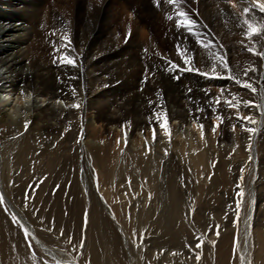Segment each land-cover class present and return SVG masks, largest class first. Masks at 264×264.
Wrapping results in <instances>:
<instances>
[{
    "label": "bare ground",
    "instance_id": "obj_1",
    "mask_svg": "<svg viewBox=\"0 0 264 264\" xmlns=\"http://www.w3.org/2000/svg\"><path fill=\"white\" fill-rule=\"evenodd\" d=\"M48 1L0 0V195L4 197V203L9 209L12 195L15 199L18 198V189L10 188V177L4 172L3 164L8 163L7 159L11 161V157L7 158L10 150L17 169L23 168V176L19 178L21 182L23 178L28 177L30 168L36 169L33 175L24 179L22 187L31 189L32 196L45 204L40 214H65L63 203L66 198L71 202L67 210L68 214H73L72 222H75L76 226L74 229L81 228L80 214H91L87 241L93 264H180L179 261L174 262L172 253L182 241L187 242V235L192 232L190 229L186 230L181 215L184 214L181 206L187 185L181 182V179L186 177L188 180V173L193 168L199 178L192 189L189 188L193 190V197L199 200L212 193L218 197L217 188H229L231 182L225 168V136L234 134L236 130L245 137L244 135L249 133L243 130L242 124L245 127L259 128L263 124L251 125L237 120L236 109L231 112L227 107L219 106L218 112L224 120L221 124L219 143L215 146L214 139L209 140L206 135L201 139V129L198 127V123H203L204 133H211L209 120L213 119V113L210 110L199 113L201 120L193 123V117L189 115V109L195 112L197 106L193 102L207 108V101L211 97L210 86L218 85V88L226 89L224 93L230 99V93L238 95L241 99V115H251L258 122H264V116L258 110L244 108L242 104L244 99L253 103H264V60L248 53L245 47L242 48L238 40L240 33L235 29L244 26L243 20L246 17L243 15V9L249 6L250 0H241L236 6L237 10L230 7L228 0H201V16L191 18L200 25L208 26H201L197 30L206 33L202 39L212 40L213 52L226 51L228 59L239 55L238 58L249 63L246 68H242L245 64L243 61V66L239 67L240 63L236 66L233 60L234 63L229 65L234 72L246 78L243 77L245 69L250 66L257 69L255 73H249L256 81L254 86L257 87V92L252 95H255L257 100L250 98L251 92L247 89L240 88L230 80L207 79L195 72H167V64L151 69L155 78L145 82V85L142 84L144 86L141 91V86L138 85L140 77L137 80L136 76L143 68V63L136 53L142 46L136 42L135 34L127 48L116 50L115 42L112 43L114 37L109 35L114 19L110 2L105 8L100 7L92 12L86 0H67L68 4L72 2L77 5L75 46L81 51L78 53L81 57L77 55L79 57L76 58L74 52L70 54L76 59L77 67L61 65L58 61L54 63V56L59 53L50 54L49 61L52 63H48L49 51L44 49L43 39L39 36L42 32L41 25H49L57 15L52 8L45 9ZM57 1L55 5L61 8L64 0ZM140 1L145 8L142 14L156 29L161 19L159 20L158 9L150 5L155 0ZM68 9L73 11L71 7ZM253 16L257 23L264 21V14L253 10L247 18L253 19ZM66 18L69 19L67 14ZM243 29L246 31V28ZM172 33V42H183V30H174ZM215 33L223 38L224 45ZM142 36L144 37V34ZM253 43L258 50H264V34L253 37L252 41L248 40L244 45L252 46ZM118 44L120 45L117 42ZM79 45L82 47L78 48ZM187 47L189 54L194 57L196 67L210 69L208 51L200 48L193 37H188ZM249 60H253L252 64ZM176 75L180 76L179 80L174 78ZM95 82H98L97 89L92 87L94 85L90 86ZM73 87L77 91L75 98L71 96ZM188 89H191V92ZM21 90L27 99L20 95ZM58 100L63 101V107L60 106L61 103H57ZM75 102L80 103L79 109L66 107ZM161 105L167 110L170 118L171 140L169 141L156 126V141L153 143L149 117L154 109L160 110L158 106ZM112 108L114 110L111 111ZM90 111L94 112L89 115ZM205 115L208 119H204ZM26 121L31 122L27 131L24 128ZM233 124L236 125L234 131ZM189 128L198 131L199 137L192 134ZM103 135L106 136L104 139ZM262 137L264 139V131ZM262 146L261 152L254 153L257 166L264 165V140ZM260 158L263 159L261 163ZM262 174L264 175V169ZM19 180L17 178V184ZM206 182H210V188H205ZM258 200L263 202L262 197ZM52 201L51 211H45L46 204ZM255 208L256 199L253 197L248 214L251 218L248 217L246 222L244 248H240L243 253H239L243 254L244 264H251L253 253L256 264H264V207L262 204L258 207L260 214H257L256 220L253 218ZM1 209L2 207L0 264H42L28 254L30 251H26L28 246L25 247L21 233L17 227H13ZM101 214H104V217ZM13 215L17 221L20 220V225L31 231L39 248L50 259L56 263L59 261L60 264H73L61 260L56 250L54 252L49 247L53 239L48 234L35 233L33 226L28 223L25 225L19 214ZM56 221L60 227L64 219L59 215ZM65 227L71 226H62V229ZM231 232L224 233L219 240L214 236L211 238L212 243L210 246L206 245L203 250L201 264H240L237 254L233 255L234 238L232 239ZM138 234L146 236L148 240L143 239L141 243L140 236V239L137 238ZM139 243L142 245L137 247ZM54 254L58 259L51 257Z\"/></svg>",
    "mask_w": 264,
    "mask_h": 264
},
{
    "label": "rangeland",
    "instance_id": "obj_2",
    "mask_svg": "<svg viewBox=\"0 0 264 264\" xmlns=\"http://www.w3.org/2000/svg\"><path fill=\"white\" fill-rule=\"evenodd\" d=\"M215 1H217V0H215ZM66 2H67V5H69L70 3L73 5L71 6V4H70L69 6H67ZM109 2L111 4L110 6H112L111 7L112 8L111 14H112V17L114 19H113V22L111 25L113 27L109 29V31H111L112 33L109 31L108 32H109V35L111 34V36L114 37L113 38L114 40L112 43L115 42L114 46L115 45L117 46V47L115 46L117 48L116 50L120 51L122 49L127 48L128 47L127 45L130 44L131 39H133L135 37L134 36L135 34L137 35L136 36V42H138V44L140 43L139 45H141L143 48V49L138 48V51L136 53L139 56L141 63H143V64H141V65H143V68L141 67L142 69L139 70V73H137V76H136L137 80L140 77V81H139L138 85L141 86L140 87L141 91L143 90L142 86L145 85V77L146 76L148 77L146 83L153 81V78H155L154 71L152 72L151 69L166 65L163 57H167L168 59H170L176 63H179V62L182 63V61L179 60L180 57L176 54L175 43L177 44L178 41H176L174 43V42H172V40H170L171 34H173L172 31L174 32V30H176V28L174 26L175 25V15H176V12L182 8L184 11H187L191 17H198L199 18L202 14L201 9L199 8L200 7L199 4H200L201 0H184V3H182L178 6L177 5H169V4L165 3V0H160L159 7L156 6L155 2L154 3L151 2L150 3L151 7L153 6L156 10L157 9L159 10V11L157 10L158 15H159V20L160 19L163 20L162 22L160 20L159 24L156 26V29H154L151 26L149 19L145 18V15L142 14V12L145 8L143 7V4L141 3L140 0H86V3H88V7L92 10V12H94L93 11L94 9H100V7L105 8ZM232 2H234V4L236 3L235 5L237 6V4L241 3V0H232ZM232 2H228V4H230V7H232V4H233ZM56 3H58L57 0H49L48 4L45 7V9H47V10L48 9L51 10V8H52V10L54 12H56V14H57L56 18L49 25H47V23H43L40 27V30L42 32L40 33L39 36L41 37V39H43L42 41L44 42V45H43L45 47L44 49L47 48V51H49L48 55H47V60H48L47 62L48 63H52L49 60L51 58L52 53H56V52H54L55 50L53 48V44H51V43L59 42L57 44H60L62 42L61 36H63V35H67L71 41L69 54H72L74 52L73 54L77 58L80 56L79 54L81 53V51L78 50L77 47L75 46V39H76V35H77L76 34L77 31H76V27H75L77 25L76 24L77 5L75 3H72V2H70L68 4V1L64 0V2H62V5L64 4L65 6L64 5L63 6L67 9H68V7L69 8L71 7L73 9V11L71 9H70L71 10L70 11L69 9L68 10L65 9L63 6H61V8H60V6L55 5ZM233 9L237 10L236 7ZM66 14H67V17L71 21L69 19H68L69 20L68 21L67 18L65 19ZM168 15H172L174 17V19L172 21H169L167 19ZM72 19H74V20H72ZM172 24H174V25H172ZM135 25H136V27H135ZM159 25H160V27H159ZM170 25L173 27H171ZM157 27H159V28H157ZM136 28L138 29V31ZM243 28H246V26L244 25L242 28H235L240 33L238 40L240 41L239 43L241 44L242 48L245 47L244 44L248 43V40L244 36L245 31ZM224 32L229 33V31H224ZM129 33H130V35H129ZM143 34H144V37L142 36ZM215 35L223 43V38L218 33H215ZM168 38H169V40H168ZM115 39H117V40H115ZM230 39H232L231 35H230ZM56 40H57V42H56ZM219 40H216V41H219ZM73 42H74V44H73ZM117 42L120 43V45L119 44L117 45ZM142 43H144V44H142ZM145 43L147 45H145ZM170 43H172V44H170ZM50 45L52 46L51 48H50ZM223 45H224V43H223ZM57 46H59V45H57ZM72 46H73V48H71ZM81 47L82 46L79 45L78 48H81ZM173 47H174V49H173ZM52 49H53V51H51ZM145 49H147V52H145ZM63 51L64 50L62 49L61 52H63ZM77 55H79V56H77ZM238 56L239 55H236V57L234 56L235 59H234V57H229V59H228L229 63L233 64L234 63L233 60H235L234 64L237 66V64L240 63L239 67H241V65L244 64L245 62H244V60H241V58H238ZM252 61L249 60V62L251 64H252ZM57 65H58V63H57ZM246 65L248 66L249 63L246 62L244 64V66L242 65L243 66L242 68H246ZM150 66H153V67H150ZM147 67H149L148 68L149 70L147 69ZM97 83L98 82H95L94 84L91 83L90 86L94 85L92 87L97 89V87H98ZM142 84H144V85H142ZM117 85H119V83ZM229 86H232V85L229 84ZM106 87L108 88V86H106ZM220 90L221 89L218 88V85H211L210 90H209L211 97H215L216 95L220 94ZM225 94L226 93H224L223 96L221 97V101H222L221 104L222 105H220L221 107L224 106V108L226 107L223 104L224 97H227L228 99H230ZM254 96L255 95H252V93L250 94V98L256 99ZM60 106L63 107V103H61ZM112 110H114V109L112 108L111 111ZM229 110L231 112H233L235 109L234 110L229 109ZM92 112H94V111H90L89 115H91ZM215 123H218V121H214L212 118L209 120V124L211 127H213V125ZM98 127H99V125L97 126V129L99 130ZM260 128H261V131L259 133H257V135L256 134L255 135L248 134L247 136L244 135L245 137H242L241 134L239 133V131L235 130L233 132L234 134L230 133L232 135L227 134L225 136V140L223 141V149H224V153H225V159H227V160H225L226 161V167L225 168H226V171L228 173V178L230 179L231 182L229 184V188H224V187L217 188L216 194L218 195V197H216V195L214 196V193H212V195H210V196L206 195L199 200H196L195 196L193 197V194H192L193 190H191V189L193 187V184H195L196 181L199 180V178L197 177V174L195 172V169H193V168H191V171L189 173L187 172L188 178H189L188 180H186V177L181 179V182H185L187 184L185 189H184V192H183L184 201L182 202V206H181V209L183 210L184 214H181V215H182V218L184 220L186 230L190 229L192 231L191 234L194 237L192 238V235L188 234L187 238H186L187 242L183 243V241H182V244L175 248V250L173 252L177 253V255H172L174 262L179 261L180 264L181 263L182 264H185V263L186 264H192L193 261L196 260L195 255L197 253H199L201 258L199 261H196L195 264H201V262L203 261L202 260L203 256H204L203 250L205 249L206 245L210 246V243H212L211 238H213V236H214L215 238H217L219 240L221 238V236H223L224 233L229 234L232 231L230 235L231 236L233 235V237H232V239L234 238L233 241H235L237 237L239 240L238 245L234 247L233 255L237 254L236 256L238 257L240 264L245 263L243 254H239V253L240 252L243 253V251H241L240 248H242V247L244 248V234L246 232V226H247L246 222L248 221V217H249L248 214H250V209L252 206L253 197L256 199V208H255L254 213H253V218L255 220L257 218V214H260L258 212V207L260 206V204H262V206L264 207V189H263L264 188V175L262 174V171L264 169V165L260 164V166H257V160L254 159V153L257 154L258 152H261L263 149L262 144H263L264 139L262 137V132L264 131V123L261 125ZM189 129L192 130V134H194V135L197 134V136H198V131H196L195 129H191V128H189ZM207 134H209V135H207ZM210 134H211V136H210ZM205 135L209 137V138H207L209 140H210V138L212 140L214 139L213 140L214 144H216L215 146H217L219 143V140H220V136H221V124L217 128L216 134H213L212 132L211 133L206 132ZM105 137L106 136H104V135L102 136L103 139ZM228 137H229V139H228ZM232 137H234V140H232ZM7 145L8 144H6V147H7ZM8 151L10 152V150H8ZM9 152L7 153V158H8V156L11 157L10 158L11 161L8 159H7V161L4 160V161H6V163L8 162L7 164H3V165H5V167H4L5 171L4 172H6V176L10 177V180L8 179V181L11 182V185H12V187L10 185V188L15 189V190L18 189V192H17L18 198L15 199L14 198L15 196L12 195V199L9 203V209L7 208L5 203L0 205V208L2 207L1 210H3V213H5L6 216H8L9 222L13 225V227L14 228L17 227L18 231L21 233L22 239L24 240L25 247L28 246L27 247L28 250L26 248L25 249L27 252L30 251L28 254L30 256H32L33 258H36V260L38 262H41L42 264H45V262H46V264H57L56 261L50 259V257H48L46 255V253L42 249L39 248V246L36 242L37 240L35 239L34 235L32 236L31 231L29 232L30 234L27 237L25 236V233H24L25 227H21L20 220H18L19 223H17L16 221H14L12 219L13 214H16V213L19 214L23 218L25 225L27 223L32 225L35 233L38 234V232H39V233L48 234V236H50L53 239L52 243L54 245L53 246L51 243V245H49V247H51L54 252L56 250V252L59 254V257L61 260L65 261V262L73 263V264H93L92 257L90 256L91 254H89V251H88V241H87L88 240V238H87L88 237V231H89V220H90L91 214H87V221H88L87 225H85V214H80V218H79L80 219V225L82 224L80 226L81 227L80 230L74 229V227L76 228V226H75V222H72V219H73L72 215L73 214H68V210H67L68 209L67 207H69L68 204L71 202H69V200L67 198L64 199L65 203H63V205H64L63 209L65 211V214H40V212H42V210L44 209L45 204L43 202L37 201V199H35V197L32 196L31 189L30 190L25 189L26 186L24 188L22 187V183H23V181H25L24 179L33 175L36 172L35 171L36 169L34 170V168H30L31 171H29L28 177L23 178L22 182H21L19 180V178L20 177L22 178V176H23V172H24L23 168L17 169L15 159H14V157H12L13 155L10 154ZM262 160L263 159L260 158L259 163L263 162ZM11 167L13 169H11ZM242 168L244 169L243 173H241ZM7 170H9V171H7ZM241 175H243V177H244L243 182H242V186L244 188L245 195L243 197V204H242L239 223L234 224L235 202L238 199L237 192L239 191V189L237 188V185H238V183H241L240 182ZM11 176H12V178H11ZM17 178L19 180L18 184H17ZM186 181H188V182H186ZM204 185H205L206 189L211 187L210 182L209 183L206 182V184H204ZM189 188H191V189H189ZM261 188H262V190H261ZM8 190H9V188H8ZM26 190H27V192H26ZM55 190H57V189H55ZM29 193H30V196H28ZM258 197L259 198L262 197L263 202H260L258 200L259 199ZM52 203H53V201L50 204H46V210L45 211H47V212L49 210L51 211L50 208H52V205H53ZM86 208H88V207H86ZM261 214H263V213H261ZM59 215H61L62 219H64V222L61 224L60 227H58V223L56 221V219ZM101 215L104 217V214H101ZM105 216H106V214H105ZM41 220H43V223H41ZM262 220H263V224H264V217H262ZM254 223H256V221H254ZM66 225L71 226V227L70 228L65 227L66 229L63 228L64 229L63 235H61L60 230L62 229V226H66ZM216 225H219V229H218L220 232V235L218 236L219 238L215 235V232L217 231ZM210 226H211V230H209ZM114 227L116 228V231H118L115 224H114ZM49 228H51L52 231H48ZM69 229H71L73 231H71V230L69 231ZM78 230H79L80 234L78 233ZM68 231L70 232V234ZM65 232H67L68 234ZM141 235L138 234L137 238H139V236L141 238ZM201 235L204 237V241H205L202 249H197V250H195V252L190 251L189 248L186 247V245L190 244L194 248L195 243L198 242L196 240V237L201 236ZM70 236L72 238L71 243L67 242L68 238ZM82 237L84 238V245H83V247H80L79 245H80V241H81ZM142 237H143L144 241L148 240L146 236L142 235ZM207 239H209V240H207ZM58 240H59V242H58ZM218 240H217V242H218ZM139 244H140V246L142 245L141 243H139ZM254 248H255V246H253V249ZM236 251H237V253H236ZM54 252H51V254ZM57 255L55 256V254H54V256H51V257L58 259ZM176 256H177V258H176ZM252 256H253L252 257L253 261L251 262V264H256L255 254L253 253ZM241 258H243V261L241 260ZM182 259L185 260V262Z\"/></svg>",
    "mask_w": 264,
    "mask_h": 264
},
{
    "label": "snow or ice",
    "instance_id": "obj_3",
    "mask_svg": "<svg viewBox=\"0 0 264 264\" xmlns=\"http://www.w3.org/2000/svg\"><path fill=\"white\" fill-rule=\"evenodd\" d=\"M228 2H231V0H228ZM156 6L159 7L160 5V0H155ZM165 3L169 5H180L184 3V0H165ZM232 7L235 8L236 5L233 3ZM253 10L259 12L260 14H264V0H250L249 6L243 9V15L246 17L243 20V24L246 26V31L244 32V36L247 40L252 41L253 37H259L262 34H264V21L257 23L255 16H253V19H248L247 16L250 13H253ZM167 19L169 21H172L174 17L172 15H168ZM207 28L206 24L200 25L197 23L196 20L192 19L191 16L188 14L187 11H184L182 8L176 12L175 15V28L177 32H180L181 30L184 31V37H183V42H178L176 44V54L180 57V60L182 63H176L167 57H163L165 63L168 65V67L165 69L167 72H178V73H183V72H195L196 74L203 76L207 79H226L234 82L235 85H238L242 89H247L249 92L252 94H255L257 92V87H255L256 81L252 79V77L249 76V73H255L257 69L255 67H248L243 71V77L237 72H234L233 69L229 65V60H228V54L226 51L220 52L216 51L213 52L212 49L214 47L212 40L210 39H202V36H206V33H202L198 31L197 29L200 27ZM54 34V33H53ZM130 35V33H129ZM193 37L195 39L196 44L205 50L208 51V59L211 61V67L210 69H204L200 67H196L194 63V57L193 55L189 54V48L187 47V42H188V37ZM61 43L59 46L54 42L53 43V48L56 53H59V55L54 56L53 62L56 63L57 61L61 65L65 66H70V67H77V62L76 59L70 55V45L71 41L67 35L61 36ZM223 46L221 45V48ZM246 51L248 53H251L253 56L260 57L262 60H264V50H258L257 46L255 43L252 44V46L245 45ZM61 49L64 51L61 52ZM145 52H147V49H145ZM175 79L179 80L180 76L176 75L174 77ZM70 79H76V77H70ZM148 77H145V82H147ZM189 92H191V89H188ZM226 89H221L220 94L216 95L215 97H210L209 100L207 101V108L200 106L198 102H193L196 103L197 106L195 108V112H193L192 109H189V115L193 117V123H198L201 120V117L199 113H206L207 110H210L213 113V120L218 121V123H215L211 129L213 134H216L217 128L219 127L220 124L223 123L224 117L219 114L218 109L219 106L221 105V97L223 96L224 92ZM21 96H24L25 99H27L26 94L24 93L23 90H21L20 93ZM77 95L76 89L73 87L71 88V96L75 98ZM159 95V93L157 94ZM206 95L208 93L206 92ZM231 99H228L227 97H224L223 99V104L229 108V109H236V118L237 120H242L246 122L247 124L251 125H257L261 124L264 122H258L254 116L251 115H241L240 113V108H241V99L238 97L236 93H230ZM62 100H58L57 103H62ZM151 103V102H150ZM243 107L244 108H254L260 112L262 116H264V103H253L251 100L244 99L242 101ZM80 103L75 102L70 105H66L68 108H74V109H79L80 108ZM160 110H153L152 116L149 117V124L152 125V133H153V143L156 141V126L159 127L161 132L169 138V141L171 140V135H172V129L170 125V118L168 115V112L166 109L163 108V106H158ZM204 119H208L207 115L204 116ZM31 122L26 121L24 128L25 131H27L28 126ZM130 124V122H129ZM198 127L201 129V139H204L205 133H204V124L203 123H198ZM236 125L233 124L232 128L233 131L235 130ZM244 131L248 132L251 135L257 134L261 129L259 127H245L243 124L241 125ZM67 130V129H66ZM83 133H81V138H82ZM79 143V139L77 141ZM119 143V141H118ZM125 144H127V133H125ZM167 155V153H165ZM95 171V170H93ZM244 172V169H241V173ZM243 175L240 177V182L237 185V188L239 191L237 192V197L238 199L235 202V220L234 224L239 223L240 219V214H241V209H242V204H243V197L245 195L244 193V188L242 186L243 182ZM130 180H129V186H130ZM97 191H99V185L97 184ZM101 199H103V196H101ZM4 204V197L0 195V205ZM38 211V210H37ZM251 217H249L250 219ZM12 219L19 223L17 221V218L15 215L12 216ZM113 219H115V215L113 214ZM87 213H85V225H87ZM41 223H43V220H41ZM21 227H24L21 225ZM217 231L215 232V235L218 237L220 235L219 232V225H216ZM211 230V226L210 229ZM48 231H52L51 228L48 229ZM24 233L25 236L27 237L30 233L27 228H24ZM60 234L63 235V229L60 230ZM135 235V233H134ZM71 236L68 238L69 243H71ZM196 240L198 242L195 243L194 248L192 245H186V247L189 248L190 251L195 252L197 249H202L204 245V237L197 236ZM141 243H143V237H141ZM215 242L213 241V244ZM239 243L238 237L234 241V247L237 246ZM84 245V238L82 237L80 241V247H83ZM137 247H140V244L137 245ZM173 255H177V253H172ZM200 255L197 253L195 255V259L197 261L200 260ZM243 261V258H241ZM46 264V262H45ZM57 264H60L58 261Z\"/></svg>",
    "mask_w": 264,
    "mask_h": 264
},
{
    "label": "clouds",
    "instance_id": "obj_4",
    "mask_svg": "<svg viewBox=\"0 0 264 264\" xmlns=\"http://www.w3.org/2000/svg\"><path fill=\"white\" fill-rule=\"evenodd\" d=\"M5 99H8V97H5Z\"/></svg>",
    "mask_w": 264,
    "mask_h": 264
}]
</instances>
